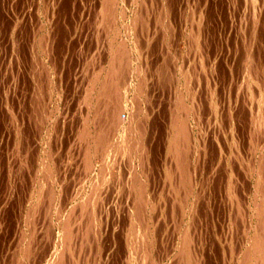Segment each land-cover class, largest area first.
I'll list each match as a JSON object with an SVG mask.
<instances>
[{"label": "rangeland", "instance_id": "rangeland-1", "mask_svg": "<svg viewBox=\"0 0 264 264\" xmlns=\"http://www.w3.org/2000/svg\"><path fill=\"white\" fill-rule=\"evenodd\" d=\"M126 1L0 0V264H257L251 250L255 238L264 240V0ZM124 133L142 144L114 155ZM106 164L105 178L99 170ZM177 164L186 168L184 184ZM89 186L99 191L96 200ZM88 199L96 202L84 205ZM42 221L44 234L33 238ZM69 221L74 239L65 241Z\"/></svg>", "mask_w": 264, "mask_h": 264}, {"label": "bare ground", "instance_id": "bare-ground-1", "mask_svg": "<svg viewBox=\"0 0 264 264\" xmlns=\"http://www.w3.org/2000/svg\"><path fill=\"white\" fill-rule=\"evenodd\" d=\"M139 1H140V0H139ZM144 1H145V0H144ZM109 2H110V1H109ZM126 2H128V0H127ZM166 2H167V1H166ZM174 2H175V1H174ZM110 3H112V4H109V5L107 4V5H108V6L113 5V1L110 2ZM101 4H102V3H101ZM114 4H115V3H114ZM140 4H141V3H140ZM116 5H117V4H116ZM113 6H114V5H113ZM124 7H125V6H124ZM104 8H106V6H105ZM109 8H111V7H109ZM141 9H142V8H141ZM203 9H204V8H203ZM95 10H96V9H95ZM102 10H103V9H102ZM104 10H105V9H104ZM113 10H114V9H113ZM113 10H112V11H113ZM130 10H131V9H130ZM105 11H106V10H105ZM119 11H120V10H119ZM203 11H204V10H203ZM108 12H109V11H108ZM115 12H116V11H115ZM120 12H121V11H120ZM132 12H133V11H132ZM153 12H154V11H153ZM104 13L106 14V12H104ZM104 13H103V14H104ZM112 13H113V12H112ZM125 13H126V12H125ZM113 14H114V13H113ZM132 14H133V13H132ZM101 15H102V14H101ZM101 15H100V16H101ZM108 15H109V14H108ZM113 16H114V15H113ZM132 16H133V15H132ZM109 17H110V15H109ZM121 17H122V15H121ZM121 17H120V18H121ZM113 19H114V18H113ZM141 19H142V18H141ZM102 20H103V19H102ZM133 21H134V20H133ZM143 21H144V20H143ZM254 21H255V20H254ZM107 22H108V21H107ZM134 22H135V21H134ZM166 22H167V21H166ZM192 22H193V21H192ZM108 23H109V22H108ZM133 25H134V24H133ZM196 26H197V25H196ZM246 26H247V25H246ZM109 28H110V27H109ZM141 28H142V27H141ZM193 29H194V28H193ZM127 30H128V29H127ZM132 31H133V30H132ZM169 32H170V31H169ZM205 32H206V31H205ZM122 33H123V32H122ZM125 33H126V32H125ZM103 34H104V33H103ZM0 36H1V35H0ZM103 36H104V35H103ZM263 37H264V36H263ZM112 39H113V38H112ZM114 40H115V39H114ZM117 40H120V39H117ZM162 40H163V39H162ZM42 41H43V40H42ZM42 41H41V42H42ZM203 41H204V40H203ZM118 42H119V41H118ZM103 43H104V42H103ZM199 43H200V42H199ZM46 44H47V43H46ZM115 44H116V43H115ZM136 44H137V43H136ZM193 44H194V43H193ZM40 45H41V44H40ZM113 45H114V44H113ZM259 46H260V45H259ZM118 47H119V46H118ZM128 47H129V45H128ZM110 48H111V47H110ZM113 48H114V47H113ZM116 50H117V49H116ZM116 50H115V51H116ZM125 52H126V51H125ZM201 52H202V51H201ZM112 53H113V52H112ZM117 53H119V52L117 51ZM126 53H127V52H126ZM128 54H129V53H128ZM122 55H123V53L121 52V57H123ZM249 55H250V54H249ZM253 55H254V54H253ZM119 56H120V55H119ZM113 57H114V56H113ZM113 57H112V58H113ZM121 57H120V58H121ZM109 58H110V57H109ZM116 58H117V57L115 56V59H116ZM120 58H119V59H120ZM194 58H195V57H194ZM123 59H124V58H123ZM129 59H130V58H129ZM250 59H251V58H250ZM5 60H6V59H5ZM102 60H103V59H102ZM117 61H119V60H117ZM120 61H121V60H120ZM127 61H130V60H127ZM260 61H261V60H260ZM122 62H126V61L122 60ZM116 64H117V62L115 63V66H116ZM142 64H143V63H142ZM216 64H217V63H216ZM256 64H257V63H256ZM109 65H110V64H109ZM127 66H128V65H127ZM122 67H123V66H122ZM210 67H211V66H210ZM150 69H151V68H150ZM94 70H95V69H94ZM98 70H99V69H98ZM131 70H132V69H131ZM133 70H134V69H133ZM162 70H163V69H162ZM199 70H200V69H199ZM35 71H36V70H35ZM44 71H45V70H44ZM121 71H122V70H121ZM158 71H159V70H158ZM98 72H99V71H98ZM110 72H111V71H110ZM141 73H142V72H141ZM137 74H138V73H137ZM208 74H209V73H208ZM252 74H253V73H252ZM24 75H25V74H24ZM101 75H102V74H101ZM133 75H134V74H133ZM81 76H82V75H81ZM95 76H96V75H94V77H95ZM104 76H105V75H104ZM107 76H108V74H107ZM154 76H155V75H154ZM21 77H22V76H21ZM19 78H20V77H19ZM82 78H83V77H82ZM102 78H103V77H102ZM133 78H134V77H133ZM252 78H253V77H252ZM83 79H84V81H85L86 78H83ZM83 79H82V81H83ZM95 79H96V78H95ZM109 79H110V78H109ZM109 79H108V80H109ZM125 79H126V78H125ZM185 79H186V78H185ZM12 80H13V79H12ZM78 80H81V79H78ZM87 80H89V79H87ZM110 80H111V79H110ZM75 81H76V80H74V82H75ZM84 81L82 82V85H83ZM90 81H91L92 83L94 82V81H92V80H90ZM100 81H101V80H100ZM124 81H125V80H124ZM143 81H144V80H143ZM159 81H160V80H159ZM85 82H86V81H85ZM87 82H88V81H87ZM91 82H90V83H91ZM101 82H102V81H101ZM103 82H104V81H103ZM109 82H110V81H109ZM112 82H114V80H112ZM136 82H137V81H136ZM79 83H80V81H79ZM90 83H89V84H90ZM105 83H106V82H104V84H105ZM153 83H154V82H153ZM242 83H243V82H242ZM128 84H129V83H128ZM77 85H78V84H77ZM80 85H81V83H80ZM82 85H81V86H82ZM101 85H103V84H101ZM101 85H100V86H101ZM108 85H109V84H108ZM138 85H139V84H138ZM192 85H193V84H192ZM14 86H15V85H14ZM85 86H87V85L84 84V87H85ZM90 86L93 87V84H92V85L90 84ZM109 86H111V85H109ZM183 86H184V85H183ZM193 86H194V85H193ZM22 87H23V86H22ZM71 87H72V86H71ZM78 87H79V86H78ZM82 87H83V86H82ZM88 87H89V86H88ZM88 87H86V88H88ZM103 87H104V86H103ZM141 87H142V86H141ZM177 87H178V86H177ZM124 88H125V87H124ZM135 88H136V86H135ZM244 88H245V87H244ZM75 89H76V88H75ZM84 89H85V88H84ZM95 89H96V88H95ZM111 89H112V88H111ZM113 89H114V88H113ZM113 89H112V90H113ZM85 90H86V89H85ZM98 90H99V88H98ZM101 90H102V89H101ZM139 90H140V89H139ZM185 90H186V89H185ZM125 91H126V90H125ZM87 92H90V90L87 91ZM99 92H100V91H99ZM109 92H110V91H109ZM113 92H114V91H113ZM64 93H65V92H64ZM73 93H74V91H73ZM82 93H83V92H82ZM116 93H117V91H116ZM71 94H72V93H71ZM134 94H135V93H134ZM153 94H154V93H153ZM195 94H196V93H195ZM116 95H117V94H116ZM71 96H72V95H71ZM88 96H89V95H88ZM113 96H114V95H113ZM118 96H119V95H118ZM125 96H126V95H125ZM131 96H132V95H131ZM134 96H135V95H134ZM66 97H67V96H66ZM68 97H69V96H68ZM72 97H73V96H72ZM111 97H112V96H111ZM147 97H148V96H147ZM188 97H189V96H188ZM253 97H254V96H253ZM82 98H84V97H82ZM131 98H132V97H131ZM133 98H134V97H133ZM189 98H190V97H189ZM71 99H72V98H71ZM107 99H108V98H107ZM121 99H122V98H121ZM126 99H128V98H126ZM134 99H135V98H134ZM148 99H149V98H148ZM84 100H85V99H84ZM90 100H91V99H90ZM103 100H104V98H103ZM253 100H254V99H253ZM97 101H98V100H97ZM108 101H110V100H108ZM125 101H126V100H125ZM193 101H194V100H193ZM196 101H197V100H196ZM61 102H62V101H61ZM74 102H75V101H74ZM74 102H73V103H74ZM150 102H151V101H150ZM186 102H187V101H186ZM131 103H132V102H131ZM136 103H137V102H136ZM83 104H84V103H83ZM100 104H101V103H100ZM120 104H121V103H120ZM137 104H138V103H137ZM65 105H66V104H65ZM126 105H127V104H126ZM99 106H100V105H99ZM102 106H103V105H102ZM123 106H124V103H123ZM123 106H122L121 108H119V109L116 108V110H117V109H118V110L116 111V114H115V115H117L116 117H117V119H118V122H119V120H121V116H123L124 113H125V108H124ZM62 107H63V106H62ZM69 107H70V106H69ZM84 107H85V106H84ZM116 107H119V106H116ZM143 107H144V106H143ZM191 107H192V106H191ZM172 108H173V107H172ZM182 108H184V107H182ZM87 109H88V108H87ZM186 109H187V108H186ZM186 109H185V111H186ZM188 109H189V108H188ZM136 110H137V109H136ZM136 110H135V111H136ZM109 111H110V110H109ZM64 112H65V111H64ZM67 112H68V111H67ZM83 112H84V111H83ZM83 112H82V114H83ZM147 112H148V111H147ZM58 113H59V112H58ZM85 113H86V112H85ZM131 113H133V111H132ZM252 113H253V112H252ZM60 114H61V113H60ZM79 114H80V113H79ZM92 114H93V113H92ZM102 114H103V113H102ZM244 114H245V113H244ZM62 116H63V115H62ZM67 116H68V115H67ZM81 117H82V116H81ZM98 117H99V116H98ZM103 117H104V116H103ZM114 117H115V116H114ZM134 117H135V116H134ZM182 117H183V116H182ZM226 117H227V116H226ZM234 117H235V116H234ZM37 118H38V117H37ZM112 119H113V118H112ZM179 119H180V118H179ZM201 119H202V118H201ZM223 119H224V118H223ZM263 119H264V118H263ZM98 120H99V119H98ZM104 120H105V119H104ZM114 120H115V119H114ZM177 120H178V119H177ZM112 121H113V120H112ZM129 121H131V120H129ZM174 121H175V120H174ZM93 122H94V121H93ZM114 122H115V121H114ZM120 122H122V121H120ZM127 122H128V120H127ZM179 122H180V121H179ZM255 122H256V121H255ZM99 123H100V122H99ZM202 123H203V122H202ZM74 124H75V123H74ZM113 124H114V123H113ZM116 124H117V123H116ZM116 124H115V125H116ZM119 124H120V123H119ZM128 124H131V123L129 122ZM183 124H184V123L180 124V127H181ZM105 125H106V123H105ZM123 125H124V124H123ZM176 125H177V124H176ZM260 125H261V124H260ZM23 126H24V125H23ZM93 126H94V125H93ZM100 127H101V126H100ZM123 127H125V126H123ZM127 127H130V126H127ZM5 128H6V127H5ZM110 128H111V127H110ZM120 128H121V126H120ZM111 129H112V128H111ZM122 129H123V128H122ZM125 129H126V128H125ZM129 129H130V128H128V130H129ZM132 129H133V128H131V131H134V130H132ZM178 129H179V128H178ZM188 129H189V128H188ZM188 129H187V130H188ZM97 130H98V129H97ZM120 130H121V129H120ZM120 130H119V131H120ZM136 130H137V129H136ZM99 131H100V130H99ZM102 131H103V130H102ZM111 131H115V129H114V130H111ZM121 131H122V130H121ZM123 131H124V132H127V131H125L124 129H123ZM176 131H177V129H176ZM87 132H88V131H87ZM103 132H104V131H103ZM115 132H116V131H115ZM180 132H181V131H180ZM88 133H89V132H88ZM120 133H122V132H120ZM127 133H128V132H127ZM131 133H132V132H131ZM251 133H252V132H251ZM95 134H96V131H95ZM105 134H106V133H105ZM172 134H173V133H172ZM249 134H250V133H249ZM262 134H263V133H262ZM100 135H101V133H100ZM102 135H103V134H102ZM102 135H101V136H102ZM115 135H116V134H115ZM119 135H120V134H119ZM235 135H236V134H235ZM258 135H259V134H258ZM89 136H90V135H89ZM94 136H95V135H94ZM98 136H99V132H98ZM103 136L105 137V135H103ZM123 136H125V137H122V139H120V141L117 142V144H115V142H114V145H112V153H113L114 155H115L116 153H117V154H120V155H131V151L133 150V148H134V147H135V148H137V147L139 148V146H140V145H139V146L137 145L138 141H137V142L131 141V136L134 137L133 135H126V133H124ZM179 136H180V137H183L184 134H181V135H179ZM185 136H186V134H185ZM2 137H3V136H2ZM85 137H86V136H85ZM92 137H93V136H92ZM112 137H114V133H113V136H112ZM118 137H119V136H118ZM135 137H136V136H135ZM249 137H250V136H249ZM96 138H97V137H96ZM176 138H177V137H176ZM178 138H179V137H178ZM178 138H177V139H178ZM100 139L103 140L102 137L100 138V136H99V140H100ZM112 139H113V138H112ZM240 139H241V138H240ZM252 139H253V138H252ZM0 140H1V139H0ZM90 140H92V139H90ZM107 140H108V138H107ZM114 140H116V139H114ZM118 140H119V139H118ZM132 140H133V139H132ZM50 141H51V140H50ZM103 141H105V140H103ZM111 141H113V140H111ZM172 141H173V140H172ZM179 141H181V140H179ZM179 141L176 142V143H178V146H179ZM257 141H258V140H257ZM96 142H97V141H95L94 143H96ZM106 142H107V141H105V143H106ZM109 142H110V141H109ZM35 143H36V142H35ZM85 143H86V142H85ZM94 143H93V144H94ZM97 143H98V142H97ZM102 143H103V142H102ZM102 143H101V144H102ZM105 143H104V144H105ZM107 143H108V142H107ZM139 143L142 144L141 141H140ZM139 143H138V144H139ZM101 144L99 143L98 145H101ZM108 144H109V143H108ZM146 144H147V143H146ZM173 144H174V143H173ZM259 144H260V143H259ZM94 145H95V144H94ZM176 145H177V144H176ZM33 146H34V145H33ZM87 146H88V145H87ZM102 146H104V145H102ZM102 146H101V147H102ZM107 146H108V145H107ZM141 146H142V145H141ZM37 147H38V146H37ZM39 147H40V146H39ZM83 147H84V146H83ZM98 147H99V146H98ZM98 147H97V148H98ZM174 147L176 148V146H174ZM92 148H93V147H92ZM94 148H95V147H94ZM109 148H111V147H109ZM142 148H143V147H142ZM85 149H86V148H85ZM87 149H88V147H87ZM87 149H86V150H87ZM98 149H99V151H100V148H98ZM101 149H102V148H101ZM104 149H106V148L104 147ZM107 149H108V147H107ZM107 149H106V151H105V150L103 151V157L106 156V155H108L107 152H108L109 150H107ZM171 149H172V148H171ZM180 149H181V148H180ZM95 150H97V149L95 148ZM134 150H135V149H134ZM140 150H141V149H140ZM140 150H139V151H140ZM182 150H183V149H182ZM29 151H30V150H29ZM36 151H37V150H36ZM97 151H98V150H97ZM207 151H208V150H207ZM240 151H241V150H240ZM27 152H28V151H27ZM31 152H33V151H31ZM86 152H88V150L85 151V153H86ZM135 152H136V150H135ZM135 152H134V154H135ZM85 153H84V154H85ZM91 153H92V152H91ZM91 153H90V154H91ZM108 153H109V152H108ZM110 153H111V151H110ZM182 153H183V151H182ZM234 153H235V152H234ZM49 154H50V153H49ZM78 154H79V153H78ZM92 154H94V153H92ZM92 154H91V155H92ZM95 154H96V153H95ZM132 154H133V153H132ZM139 155H140V154H139ZM34 156H36V155H34ZM76 156H77V155H76ZM88 156H89V154H88ZM101 156H102V153H101ZM136 156H137V154H136ZM29 157H30V156H29ZM59 157H60V156H59ZM85 157H87V156H85ZM85 157H84V158H85ZM103 157H102V158H103ZM106 157H107V156H106ZM124 157H125V156H124ZM129 157H132V156H129ZM179 157H180V156H179ZM258 157H259V156H258ZM84 158L82 157L83 161L85 160L84 162H87L86 159H88V157H87L86 159H84ZM93 158H94V156H93ZM113 158H114V157H113ZM113 158H111V159H113ZM126 158H127V157H126ZM134 158H135V157H134ZM261 158H262V157H261ZM263 158H264V157H263ZM21 159H22V158H21ZM21 159H20V160H21ZM90 159H91V158H90ZM96 159H98V158H96ZM96 159H95V160H96ZM106 159H107V158H106ZM109 159H110V158H109ZM130 159H131V158H130ZM176 159H177V158H176ZM88 160H89V159H88ZM91 160H92V159H91ZM95 160H94V161H95ZM101 160H103V159H101ZM115 160H116V159H115ZM179 160H180L179 162L182 163V159L180 158ZM261 160H262V159H261ZM16 161H17V159H16ZM22 161H23V159H22ZM176 161H177V160H176ZM115 162H116V161H115ZM179 162H177V163L180 164ZM197 162H198V161H197ZM31 163H32V162H31ZM44 163H45V162H44ZM91 163H92V162H91ZM136 163H137V162H136ZM17 164H19V163H17ZM17 164H16V165H17ZM20 164H21V163H20ZM20 164H19V165H20ZM79 164H80V163H79ZM83 164H84V163H83ZM83 164H82V165H83ZM86 164H87V163H86ZM86 164H85V165H86ZM94 164H95V163H94ZM130 164H131V163H130ZM178 164H177V166H178ZM263 164H264V162H263ZM85 165H84V166H85ZM89 165H91V164H89ZM252 165H253V164H252ZM86 166H87V165H86ZM94 166H95V165H94ZM103 166H104V165H103ZM110 166H111V165H110ZM125 166H126V165H125ZM185 166H186V165H185ZM195 166H196V165H195ZM260 166H261V168H262V162H261V165H260V162H259V166L257 165V166H256V169H257V167H259L258 169H261ZM17 167H18V165H17ZM89 167H90V166H89ZM144 167H145V166H144ZM20 168H21V167H20ZM96 168H97V167H96ZM98 168H99V167H98ZM183 168H184L183 165L178 166V170H179L180 178H178V177H177V178L180 179L181 182L184 180V179H183V178H184L183 173L186 172V168H185V169H183ZM263 168H264V166H263ZM14 169H15V168H14ZM17 169H18V168H17ZM17 169H15V170H17ZM24 170H25V169H24ZM46 170H47V169H46ZM49 170H50V169H49ZM65 170H66V169H65ZM82 170H83V169H82ZM92 170H93V169H92ZM134 170H135V169H134ZM263 170H264V169H263ZM11 171H12V170H11ZM51 171H52V170H51ZM84 171H85V170H84ZM99 171L102 172V173L104 174V177H105V176L107 177V173H108V164H106L105 167H103V170H99ZM132 171H133V170H132ZM259 171H260V170H259ZM15 172H16V171H14V173H15ZM25 172H26V171H25ZM44 172H45V171H44ZM53 172H54V171H53ZM113 172H114V171H113ZM176 172H177V171H176ZM18 173H19V172H18ZM18 173H17V174H18ZM46 173H47V172H46ZM82 173H83V172H82ZM84 173H85V172H84ZM84 173H83V174H84ZM47 174H48V173H47ZM49 174L51 175V173H49ZM77 174H78V173H77ZM80 174H81V173H80ZM100 174H101V173H100ZM108 174H109V173H108ZM181 174H182V177H183V178L181 177ZM184 174H185V173H184ZM261 174H262V173H261ZM14 175H15V174H14ZM14 175H13V176H14ZM19 175H20V174H19ZM50 175H49V176H50ZM60 175H61V174H60ZM96 175H97V174H96ZM101 175H102V174H101ZM101 175H100V176H101ZM176 175H177V174H176ZM258 175H259V174H258ZM11 176H12V175H11ZM34 176H36V175H34ZM45 176H46V174H45ZM53 176H54V175H53ZM74 176H75V174H74ZM259 176H260V175H259ZM259 176H258V177H259ZM16 177H17V176H16ZM104 177H103V178H104ZM106 177H105V178H106ZM260 177H261V176H260ZM10 178H11V177H10ZM27 178H28V177H27ZM32 178H33V177H32ZM83 178H84V177H83ZM8 179H9V176H8ZM13 179H14V178H13ZM74 179H75V178H74ZM84 179H85V178H84ZM96 179H97V178H96ZM182 179H183V180H182ZM257 179H258V178H257ZM257 179H256V180H257ZM17 180H18V179H17ZM52 180H53V179H52ZM69 180H70V179H69ZM77 180H78V179H77ZM86 180H87V177H86ZM94 180H95V179H94ZM94 180H93V182H94ZM99 180H100V179H99ZM110 180H111V179H110ZM234 180H235V179H234ZM258 180H259V179H258ZM258 180H257V182H258ZM14 181H16V180H14ZM45 181H46V180H45ZM171 181H172V180H171ZM42 182H43V179H42ZM62 182H63V181H62ZM64 182H65V181H64ZM82 182H83V179H82ZM85 182H86V181H85ZM91 182H92V181H91ZM91 182H90V183H91ZM96 182H97V181H96ZM119 182H120V181H119ZM137 182H138V181H137ZM178 182H179V181H178ZM263 182H264V180H263ZM14 183H15V182H14ZM45 183H46V182H45ZM78 183H79V182H78ZM80 183H81V182H80ZM99 183H100V182H99ZM107 183H108V182H107ZM116 183H117V182H116ZM182 183H183V182H182ZM236 183H237V182H236ZM258 183H260V181H259ZM258 183H257V184H258ZM41 184H42V183H41ZM48 184H49V183H48ZM50 184H51V183H50ZM59 184H60V183H59ZM62 184H63V183H62ZM75 184H76V183H75ZM75 184H74V185H75ZM81 184H84V185H85L84 182L81 183ZM179 184H180V183H179ZM183 184H184V183H183ZM188 184H189V182H188ZM8 185H9V184H8ZM15 185H16V184H15ZM26 185H27V184H26ZM86 185H87V184H86ZM96 185H97V183L95 184V186H96ZM101 185H102V184H101ZM236 185H237V184H236ZM261 185H262V184H261ZM10 186H12V184H11ZM17 186H18V185H17ZM27 186H28V185H27ZM27 186H26V187H27ZM42 186H43V185H42ZM44 186H45V185H44ZM49 186H50V185H49ZM92 186H93V183H92ZM97 186H98V185H97ZM140 186H142V185H140ZM181 186H182V185H181ZM189 186H190V185H189ZM22 187H23V186H22ZM34 187H35V186H34ZM37 187H38V186H37ZM46 187H47V186H46ZM138 187H139V186H138ZM138 187H137V188H138ZM164 187H165V186H164ZM164 187H163V188H164ZM185 187H186V186H185ZM10 188H11V187H10ZM14 188H15V187H14ZM24 188H25V186H24ZM38 188H39V187H38ZM48 188H49V187H48ZM60 188H61V187H60ZM63 188H64V187H63ZM73 188H74V187H73ZM82 188H83V186H82ZM89 188H90V186H89ZM93 188H94V187H93ZM99 188H100V187H99ZM99 188H98V190H100ZM141 188H142V187H141ZM141 188H140V190H141ZM189 188H190V187H189ZM258 188H259V187H258ZM262 188H263V187H262ZM41 189H42V188H41ZM50 189H52V188H50ZM84 189H85V187H84ZM90 189H92V188H90ZM94 189H95V188H94ZM138 189H139V188H138ZM35 190H36V189H35ZM48 190H49V189H48ZM48 190H47V192H48ZM79 190H80V189H79ZM95 190H97V189H95ZM148 190H149V189H148ZM189 190H190V189H189ZM254 190H255V188H254ZM254 190H253V191H254ZM9 191H10V190H9ZM13 191H14V189H13ZM82 191H83V190H82ZM85 191H86V190H85ZM85 191H84L83 194H85ZM89 191H91V190H89ZM92 191H93V193H92V195L89 194V197H90V195H91V198H94V199H95V198H96V194L99 193V191H97V193H96L93 189H92ZM137 191H138V190H137ZM163 191H164V189H163ZM179 191H180V190H179ZM260 191H261V190H260ZM55 192H56V191H55ZM55 192H54V193H55ZM61 192H63V191H61ZM72 192H73V191H72ZM184 192H186V191L184 190ZM188 192H189V191H188ZM196 192H197V191H196ZM5 193H6V192H5ZM22 193H23V192H22ZM33 193H37V192L34 191ZM44 193H45V192H44ZM50 193H51V191H50ZM78 193H79V192H78ZM111 193H112V192H111ZM144 193H146V192H143V194H144ZM259 193H260V192H259ZM7 194H8V193H7ZM12 194H13V193H12ZM16 194H17V193H16ZM16 194H15V195H16ZM47 194H48V193H47ZM83 194H82L81 196H84ZM9 195H10V194H9ZM15 195H14V196H15ZM49 195H50V194H49ZM52 195H53V194H51V196H52ZM77 195H78V194H77ZM79 195H80V194H79ZM238 195H239V194H238ZM10 196H11V195H10ZM35 196H37V195H35ZM40 196H41V195H40ZM42 196H43V195H42ZM42 196H41V197H42ZM46 196H47V195H45V197H46ZM85 196H86V194H85ZM132 196H133V195H132ZM4 197H5V196H4ZM25 197H26V196H25ZM38 197H39V196H38ZM38 197H37V198H38ZM252 197H253V196H252ZM263 197H264V195H263ZM7 198H8V196H7ZM14 198H16V197H13L12 199H14ZM48 198H50V197H48ZM91 198H90V199H91ZM98 198H99V195H98ZM1 199H3V198H1ZM1 199H0V201H1ZM23 199H24V198H23ZM41 199H44V196H43V198H40V200H41ZM79 199H80V198H79ZM90 199H88L87 201H84V202H86V204H84V205H90L91 202H93V201L90 200ZM94 199H93V200H94ZM112 199H113V198H112ZM206 199H207V198H206ZM7 200H8V199H7ZM7 200H6V202H7ZM29 200H30V199H29ZM31 200H32V199H31ZM40 200H39V201H40ZM46 200H47V199H46ZM84 200H86V197H85ZM95 200H96V199H95ZM253 200H254V199H253ZM26 201H27V200H26ZM36 201H37V200H36ZM39 201H38V205H39L42 201H45V200L40 201V203H39ZM259 201H260V200H259ZM259 201H257V202H259ZM14 202H15V201H14ZM28 202H29V201H28ZM28 202H27V204H28ZM30 202H31V201H30ZM33 202H34V201H33ZM47 202H49V201H47ZM51 202H52V201H51ZM60 202H61V201H60ZM77 202H78V201H77ZM95 202H96V201H95ZM95 202H93V203H95ZM134 202H135V201H134ZM4 203H5V199H4ZM62 203H63V202H62ZM81 203H82V199H81ZM81 203H80V204H81ZM93 203H92V204H93ZM0 204H1V203H0ZM5 204H6V203H5ZM11 204H12V203H11ZM30 204H32V203H30ZM137 204H138V203H137ZM148 204H149V203H148ZM154 204H155V203H154ZM175 204H176V203H175ZM263 204H264V202H263ZM32 205H33V204H32ZM41 205H42V204H41ZM52 205H53V204L51 203V206H52ZM135 205H136V204H135ZM166 205H167V204H166ZM255 205H256V204H255ZM2 206H4V205H1V207H2ZM6 206H8V205H6ZM21 206H22V205H21ZM33 206H34V205H33ZM68 206H69V205H68ZM98 206H99V205H98ZM136 206H137V205H136ZM145 206H146V204H145ZM4 207H5V206H4ZM34 207H35V206H34ZM39 207H40V206H39ZM69 207H70V206H69ZM71 207H72V206H71ZM80 207H81V206H80ZM93 207H94V206H93ZM140 207H141V206H140ZM172 207H173V206H172ZM253 207H254V206H253ZM259 207H262V206H260V203H259ZM30 208H31V206H30ZM35 208H36V207H35ZM50 208H51V207H50ZM54 208H55V207H54ZM83 208H84V207H83ZM88 208H89V207H88ZM136 208H139V207L137 206ZM257 208H258V207H256V209H257ZM20 209H21V208H20ZM31 209H33V207H32ZM39 209H40V208H39ZM48 209H49V208H48ZM76 209H77V208H76ZM76 209H75V210H76ZM86 209H87V207H86ZM86 209H84V210H86ZM139 209H140V208H139ZM139 209H137V210L134 209V212L140 211ZM159 209H161V208H159ZM193 209H194V208H193ZM238 209H239V208H238ZM259 209H260V208H259ZM259 209H257V210H259ZM262 209H263V211H264V206H263ZM0 210H1V209H0ZM8 210H9V209H8ZM26 210H27V209H26ZM49 210H50V209H49ZM49 210H48V211H49ZM87 210H88V209H87ZM37 211H38V209H37ZM37 211H35V212H37ZM43 211H44V210H43ZM61 211H62V210H61ZM69 211H70V209H69ZM80 211H81V210H80ZM90 211H92V210H90ZM123 211H124V210H123ZM261 211H262V210H261ZM6 212H7V211H6ZM21 212H22V211H21ZM21 212H20V213H21ZM25 212H26V211H25ZM29 212H30V209H29ZM32 212H33V211H32ZM38 212H39V211H38ZM46 212H47V211H46ZM67 212H68V210H67ZM83 212H85V211H83ZM83 212H80V213L83 214ZM88 212H89V210H88ZM183 212H184V211H183ZM250 212H251V211H250ZM258 212H260V210H259ZM80 213H79V214H80ZM237 213H238V212H237ZM1 214H3V213H1ZM30 214H31V213H30ZM43 214H44V213H43ZM54 214H56V212H55ZM60 214H61V213H60ZM82 214H81V215H82ZM88 214H90V213H88ZM132 214H133V213H132ZM134 214H135V213H134ZM238 214H239V213H238ZM259 214H260V213H258V215H259ZM261 214H262V212H261ZM6 215H7V214H6ZM56 215H57V214H56ZM65 215H66V214H65ZM85 215H86V213H85ZM90 215H92V214H90ZM160 215H161V214H160ZM178 215H179V214H178ZM27 216L29 217V213H28ZM27 216H25V217H27ZM30 216H31V215H30ZM63 216H64V215H63ZM77 216H78V215H77ZM94 216H95V215H94ZM132 216H133V220H134L135 218H137V217L134 218L135 215H132ZM139 216H140V215H139ZM254 216H255V215H254ZM1 217H2V216H1ZM23 217H24V216H23ZM28 217H27V219H29ZM44 217H45V214H44ZM46 217L48 218V215H47ZM46 217H45V218H46ZM61 217H62V215H61ZM75 217H76V216H75ZM89 217H90V216H89ZM89 217H88V215H87V219H91V218H89ZM173 217H174V216H173ZM192 217H193V216H192ZM255 217H256V216H255ZM260 217H263V215H261V216L259 215V218H258V219H260ZM32 218H33V217H32ZM39 218H41V217H38V218H37V222H38V219H39ZM67 218H69V215H68ZM73 218H74V217H73ZM144 218H145V217H144ZM152 218H153V217H152ZM248 218H250V217H248ZM25 219H26V218H25ZM25 219H24V220H25ZM34 219H35V218H34ZM50 219H51V218H50ZM65 219H66V218H64V220H62V219H61V220H62V221H66ZM69 219H70V218H69ZM92 219H93V215H92ZM122 219H123V218H122ZM157 219H158V218H157ZM258 219H257V220H258ZM29 220H31V219H29ZM29 220H27V221H29ZM32 220H33V219H32ZM57 220L59 221L58 218H57ZM73 220H74V219H73ZM128 220H129V219H128ZM135 220H136V219H135ZM138 220H139V219H138ZM141 220H142V219H141ZM154 220H155V219H154ZM245 220H246V219H245ZM0 221H1V220H0ZM67 221H68V220H67ZM70 221H72V220H70ZM70 221H69V223H66V222H65V224H64V223L62 224V225H63L62 227H63V229H64V234H63V235H64V236H63L64 238L62 237V239H64L65 241H66V239L68 240V239H70V238L72 239V237H74V235H72V231H71V228H72V227L70 228V226H69V224L71 223ZM78 221H79V220H78ZM84 221H85V222H89V221L83 220V222H84ZM174 221H175V219H174ZM262 221H263V220H262ZM42 222H43V221H42ZM47 222H48V221H47ZM72 222H73V221H72ZM74 222H75V221H74ZM83 222L81 221L82 224H84ZM134 222H135V221H134ZM134 222H133V223H134ZM138 222H140V221H138ZM258 222H259V220H258L256 223H258ZM21 223H22V222H21ZM30 223H31V222H30ZM133 223H132V225H133ZM141 223H142V222H141ZM155 223H156V222H155ZM261 223H262V222H261ZM26 224H27V223H26ZM26 224H25V226H26ZM32 224H33V223H32ZM32 224H30V225H32ZM43 224H44V222H43L41 225H39L40 227L36 230L35 235L33 234V235H34L33 238L36 237V233H37V236H39L38 234H39L41 231H42V234H44V233H43V232H44V231H43V228H44L43 226H44L45 224H44V225H43ZM50 224H51V223L49 222V225H50ZM71 224H72V223H71ZM75 224H78V222L75 223ZM79 224H80V223H79ZM82 224H81V225H82ZM86 224H87V223H86ZM93 224H94V222H93ZM135 224H136V223H134V225H135ZM142 224H144V223H142ZM142 224H141V225H142ZM30 225H29V226H30ZM36 225H37V224H36ZM49 225H47L46 227H48ZM57 225H58V224H57ZM89 225H90V224H89ZM89 225H88V226H89ZM146 225H147V224H146ZM156 225H157V224H156ZM258 225H260V223H258ZM50 226H51V225H50ZM60 226H61V224H60ZM60 226H59V227H60ZM72 226H73V225H72ZM76 226H77V225H76ZM78 226H79V225H78ZM83 226H84V225H83ZM85 226H86V225H85ZM135 226H136V225H135ZM260 226H261V225H260ZM262 226H263V224H262ZM21 227H22V226H21ZM26 227H27V226H26ZM31 227H32V226H31ZM31 227H30V228H31ZM37 227H38V226H37ZM37 227H36V228H37ZM62 227H61V230H62ZM133 227H134V226H133ZM138 227H139V226H138ZM256 227H257V226H256ZM17 228H18V227H17ZM27 228H29V227H27ZM48 228H51V229H52V226H51V227H48ZM48 228H47V229H48ZM74 228H75V227H74ZM134 228H136V227H134ZM148 228H149V227H148ZM258 228H260V227H258ZM78 229H79V228H78ZM89 229H90V228H89ZM91 229H93V228L91 227ZM143 229H144V228H143ZM29 230H31V229H29ZM59 230H60V228H59ZM87 230H88V229H87ZM95 230H96V229H95ZM145 230H147V227L145 228ZM148 230H150V229H148ZM148 230H147V231H148ZM21 231H22V230H21ZM34 231H35V230H34ZM57 231H58V230H57ZM90 231H92V230H90ZM90 231H89V232H90ZM135 231H136V230H135ZM147 231H146V232H147ZM152 231H153V230H152ZM187 231H188V230H187ZM248 231H249V230H248ZM256 231L260 232V231H262V230H257V228H256ZM2 232H3V231H2ZM23 232H24V231H23ZM23 232H22V233L20 232L21 235L23 234ZM28 232H29V231H28ZM92 232H93V231H92ZM133 232H134V231H133ZM133 232H132V233H133ZM139 232H140V231H139ZM139 232H138V235L141 234V233H139ZM141 232H144V231H141ZM146 232H145V233H146ZM150 232H151V231H150ZM250 232H251V231H250ZM263 232H264V231H263ZM61 233H62V232H61ZM86 233H87V232L85 231V235L88 234V233H87V234H86ZM130 233H131V232H130ZM135 233H136V232H135ZM40 234H41V233H40ZM91 234H93V233H91ZM184 234H185V233H184ZM241 234H242V233H241ZM256 234H257V233H256ZM260 234H261V233H259L258 235L260 236ZM48 235H49V234H48ZM85 235H84L83 237H85ZM132 235H134V233H133ZM138 235H136V236H138ZM142 235H143V234H142ZM149 235H151V234H149ZM252 235H253V234H252ZM263 235H264V234H263ZM0 236H1V235H0ZM23 236H24V235H23ZM58 236L60 237V235H58ZM89 236H90V235H89ZM143 236H144V235H143ZM27 237H28V236H27ZM42 237H43V235H42ZM48 237H49V236H48ZM52 237H53V236H52ZM138 237H139V236H138ZM138 237H137V238H138ZM140 237H141V236H140ZM140 237H139V238H140ZM144 237H145V236H144ZM183 237H184V236H183ZM253 237L255 238L254 235H253ZM262 237H263V236H262ZM262 237H260V238H262ZM18 238H19V237H18ZM25 238H26V237H25ZM88 238H89V237H88ZM134 238H135V236H134ZM134 238L132 237V239H134ZM137 238H136V239H137ZM139 238L137 239L138 241L141 240V239H139ZM148 238H149V237H148ZM152 238H153V237H152ZM260 238H255L256 240L254 239V241H255L254 249H253L254 251L251 250V252H252V253H254V252L257 253V255H258V259H259L258 261L260 262V264H264L263 261H262V260H264V240H262V239H260ZM19 239H20V238H19ZM22 239H23V238H22ZM27 239H28V238H27ZM27 239H26V240H27ZM38 239H39V238H37L35 241H37ZM40 239H41V238H40ZM73 239H74V238H73ZM73 239H72V240H73ZM76 239H77V238H76ZM136 239H135V240H136ZM16 240H17V239H16ZM20 240H21V239H20ZM59 240H61V239L59 238ZM59 240H58V241H59ZM64 240H62V241H64ZM143 240L145 241L146 239L143 238V239H142V243H143ZM150 240H151V239H150ZM186 240H187V241H186ZM17 241H19V240H17ZM32 241H33V240H32ZM32 241H31V242H32ZM41 241L43 242V240H41ZM58 241H57V242H58ZM62 241H61V242H62ZM93 241H94V240H93ZM131 241H132V240H130V242H131ZM133 241H134V240H133ZM185 241H186V243L189 242V238L187 237V233H186V236H185ZM209 241H210V240H209ZM209 241H208V242H209ZM247 241H248V240H247ZM254 241H253V242H254ZM13 242H14V241H13ZM21 242H22V241H21ZM27 242H29V241H26V243H27ZM33 242H34V241H33ZM94 242H95V241H94ZM136 242H137V241H136ZM136 242H135V244H136ZM140 242H141V241H140ZM145 242H146V241H145ZM148 242L150 243V241H148ZM59 243H60V242H59ZM67 243H68V241H67ZM138 243H139V242H138ZM10 244H11V243H10ZM15 244H16V243H15ZM18 244H19V242H18ZM18 244H17V245H18ZM21 244H24V243H21ZM34 244H35V243H34ZM38 244L40 245L41 242L38 243ZM45 244H46V243H45ZM61 244H62V243H61ZM64 244H65V242H64ZM70 244H71V242H70ZM70 244H69V245H70ZM131 244H132V243H131ZM131 244H130V245H131ZM135 244H133V245H135ZM144 244H145V243H144ZM242 244H243V243H242ZM12 245H14V244H12ZM17 245H16V246H17ZM35 245H36V244H35ZM35 245H34V246H35ZM55 245H56V244H55ZM138 245H139V244H137L136 246H137L138 248H140V246H138ZM142 245H143V244H141V246H142ZM180 245H181V244H180ZM217 245H218V244H217ZM248 245H249V244H248ZM248 245H247V247H249ZM22 246H23V245H22ZM37 246H38V245H37ZM65 246H67V244H65ZM70 246H71V245H70ZM98 246H99V245H98ZM119 246H120V245H119ZM136 246H133L132 248H134V247H136ZM145 246H146V245H145ZM150 246H151V245H150ZM185 246H186V245H185ZM189 246H191V245H189ZM198 246H199V245H198ZM250 246H251V245H250ZM9 247H10V246H9ZM62 247H63V245H62ZM237 247H238V246H237ZM10 248H11V247H10ZM13 248H14V247H13ZM33 248H34V247H32V250H33ZM54 248H56V247H54ZM57 248H58V247H57ZM132 248H131V249H132ZM152 248H153V247H152ZM181 248H182V247H181ZM15 249H16V248H15ZM19 249H20V248H18L17 251H19ZM25 249H26V248H25ZM40 249H41V248H40ZM58 249H59V248H58ZM58 249H57V250H58ZM60 249H61V251H62V248H60ZM67 249H68V246L65 247V251H67ZM135 249H137V248H135ZM142 249H143V248H142ZM146 249H147V247H146ZM146 249L144 248V251H145ZM148 249H149V248H148ZM183 249L185 250V247H184ZM214 249H215V248H214ZM245 249H246V247H245ZM250 249H251V248H250ZM7 250H8V249H7ZM9 250H10V249H9ZM30 250H31V248H30ZM55 250H56V249H55ZM98 250H99V249H98ZM124 250H125V249H124ZM133 250H134V249H133ZM179 250H180V249H179ZM186 250H187V249H186ZM246 250H247V249H246ZM17 251H16V252H17ZM23 251H24V250H23ZM25 251H26V250H25ZM59 251H60V250H59ZM59 251H58V252H59ZM61 251H60L59 253H61ZM65 251H62V252L65 254ZM130 251H131V250H130ZM141 251H142V250H141ZM180 251H181V250H180ZM180 251H179V252H180ZM241 251H242V250H241ZM30 252H31V251H30ZM30 252H29V254H30ZM43 252H44V251H43ZM136 252H137V251H136ZM184 252H185V251H184ZM246 252H247V251H246ZM11 253H13V251H12ZM19 253H20V252H19ZM63 253H62V254H63ZM142 253H143V252H142ZM152 253H153V252H152ZM180 253H181V252H180ZM180 253H179V254H180ZM188 253H189V252H188ZM238 253H239V252H238ZM252 253H251V254H252ZM13 254H14V253H13ZM21 254H22V253H21ZM24 254H26V252H24ZM53 254H54V253H53ZM53 254H52V255L50 254V255H51L50 258H52ZM135 254H136V253H135ZM137 254H138V252H137ZM139 254H140V252H139ZM149 254H150V253H149ZM149 254H148V255H149ZM182 254H183V253H182ZM182 254L179 255V256H183ZM189 254H190V253H189ZM243 254H245V253H243ZM251 254H250V255H251ZM56 255H58V253H57ZM56 255H55V256H56ZM60 255H61V254H60ZM131 255H132V254H131ZM248 255H249V254H248ZM16 256H17V254H16ZM18 256H19V255H18ZM27 256L30 257V256H32V255L30 254V255H27ZM39 256H40V255H39ZM58 256H59V255H58ZM61 256H65V255H61ZM135 256H136V255H134V257H135ZM140 256H141V255H139V257H138L139 259H140ZM142 256H143V255H142ZM161 256H162V255H161ZM184 256H185V255H184ZM184 256H183V257H184ZM190 256H191V255H190ZM242 256H244V255H242ZM242 256H241V257H242ZM254 256H255V255H253V256H251V257H254ZM10 257H11V255H10ZM19 257H20V256H19ZM22 257H24V256L22 255ZM28 257H26V258H28ZM34 257H35V256H34ZM42 257H43V256H42ZM48 257H49V256H48ZM56 257H57V256H56ZM59 257H60V256H59ZM96 257H97V256H96ZM151 257H153V256H151ZM151 257L149 256L150 259H151ZM193 257H194V256H193ZM244 257H245V256H244ZM249 257H250V256H249ZM255 257H256V256H255ZM31 258H32V257H31ZM31 258H30V259H31ZM149 258L146 256V259H149ZM154 258H155V257H154ZM154 258H153V259H154ZM156 258H157V257H156ZM180 258H181V257H180ZM247 258H248V257H247ZM4 259H5V258H4ZM57 259H59V258H56L55 260H57ZM63 259H65V257H63ZM131 259H132V257H131ZM133 259H134V258H133ZM136 259H137V256H136ZM188 259H189V258H188ZM243 259H244V258H243ZM245 259H246V258H245ZM248 259L250 260V258H248ZM16 260H17V259H16ZM45 260H46V257H45L44 261H45ZM53 260H54V259H53ZM81 260H82V259H81ZM81 260H80V261H81ZM144 260H145V259H144ZM156 260H158V259H156ZM182 260H183V259H182ZM185 260H186V259H185ZM20 261H21V260H20ZM27 261H28V259H27ZM47 261H48V260H47ZM63 261H64V260H63ZM73 261H74V260H73ZM137 261H138V259H137ZM140 261H141V260H140ZM145 261L147 262V260H145ZM149 261H150V260H149ZM149 261H148V262H149ZM152 261H154V260H152ZM186 261L188 262V260H186ZM192 261H193V260H192ZM243 261H244V263L247 262V261H245V260H243ZM243 261H242V262H243ZM253 261H254V258H253ZM255 261H256V260H255ZM258 261H257V262H258ZM16 262H17V261H16ZM45 262H46V261H45ZM48 262L50 263V262H52V261H48ZM54 262L56 263V261H54ZM68 262H69V261H68ZM135 262H136V261H135ZM138 262H139V261H138ZM141 262H142V261H141ZM148 262H147V263H148ZM179 262H180V260H179ZM250 262L252 263V261H250ZM259 262H258V263H259ZM38 263H39V262H38ZM43 263H44V262H43ZM46 263H47V262H46ZM46 263H45V264H46ZM62 263H64V262H61V263H60V260H59V262H57V264H62ZM91 263H92V262H91ZM139 263H140V262H139ZM139 263H138V264H139ZM143 263H144V262H143ZM150 263H151V261H150ZM153 263H154V262H153ZM153 263H151V264H153ZM169 263H170V262H169ZM180 263H181V262H180ZM248 263H249V262H248ZM258 263H257V264H258ZM50 264H54V263L52 262V263H50ZM70 264H71V263H70ZM144 264H146V263H144ZM157 264H158V263H157ZM186 264H188V263H186ZM191 264H192V263H191ZM245 264H247V263H245ZM253 264H254V263H253Z\"/></svg>", "mask_w": 264, "mask_h": 264}]
</instances>
